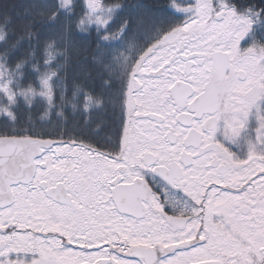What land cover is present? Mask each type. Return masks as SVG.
Listing matches in <instances>:
<instances>
[{"label": "snow or ice", "instance_id": "6c2138e0", "mask_svg": "<svg viewBox=\"0 0 264 264\" xmlns=\"http://www.w3.org/2000/svg\"><path fill=\"white\" fill-rule=\"evenodd\" d=\"M0 264H264V0H0Z\"/></svg>", "mask_w": 264, "mask_h": 264}, {"label": "trees", "instance_id": "16d2710c", "mask_svg": "<svg viewBox=\"0 0 264 264\" xmlns=\"http://www.w3.org/2000/svg\"><path fill=\"white\" fill-rule=\"evenodd\" d=\"M25 0H9L10 4L20 5ZM109 2H121L126 6H132L137 3H144L154 8L166 5L169 0H109ZM95 47L92 46L88 51L80 49V44L77 42L71 51L68 52L67 61H61L65 64L64 77L66 80L67 92L66 95L71 100L72 92L75 87L79 85L84 88L85 91L91 92L95 96H100L102 99L108 98V93L104 88L101 87L103 76L104 80L111 77V82L118 86L119 82V66L112 63L111 60L105 62V66L94 63L93 52ZM123 51V49H120ZM115 89H113L114 91ZM111 106L109 105V108ZM57 111L63 112L62 127H67L69 129L76 127L77 125L83 126L84 122L88 117L84 116L77 111H73L71 103L65 105L63 109H57ZM111 115V112H109ZM34 115H38L34 113ZM93 119L96 118V114H93ZM51 119L55 123L57 117L55 114L52 115Z\"/></svg>", "mask_w": 264, "mask_h": 264}]
</instances>
